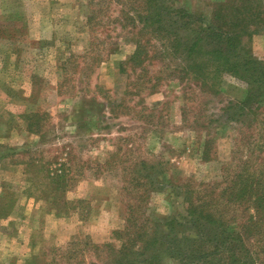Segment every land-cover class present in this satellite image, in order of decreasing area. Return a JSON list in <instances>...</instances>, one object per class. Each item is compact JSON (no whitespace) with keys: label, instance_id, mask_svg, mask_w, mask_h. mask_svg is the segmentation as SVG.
I'll use <instances>...</instances> for the list:
<instances>
[{"label":"rangeland","instance_id":"1","mask_svg":"<svg viewBox=\"0 0 264 264\" xmlns=\"http://www.w3.org/2000/svg\"><path fill=\"white\" fill-rule=\"evenodd\" d=\"M141 1L0 0V264H42L74 238L118 245L113 233L129 224L126 196L135 194L127 183L141 171L159 172L163 183L149 193L150 221L182 220L184 198L171 186L220 181L233 157L240 126L217 119L242 98V81L224 76L200 93L176 78L149 79L159 84L145 88L128 67L121 71L135 51L124 18ZM225 1L173 3L208 21ZM251 49L264 61V34ZM89 50L101 59L92 62Z\"/></svg>","mask_w":264,"mask_h":264},{"label":"trees","instance_id":"2","mask_svg":"<svg viewBox=\"0 0 264 264\" xmlns=\"http://www.w3.org/2000/svg\"><path fill=\"white\" fill-rule=\"evenodd\" d=\"M173 2L132 4L136 14L125 17L124 22L135 30V51L121 71L128 67L145 88L159 84L149 79L176 78L187 81L186 90L193 85L200 93L214 92L224 76L242 81V98L227 102L217 119L219 124L240 126L233 129L237 131L233 157L221 164L220 181L202 183L186 178L171 186L184 198L183 222L173 216L158 223L150 221L144 212L149 193L160 190L163 183L154 167H150L155 171L150 176L137 172L127 183L135 191L126 196L129 224L113 233L118 245L74 238L64 252L52 248L43 254L48 260L42 264H96L89 263L91 259H106L103 264H264V111L260 107L264 61L256 59L251 49L252 38L264 34L263 0L221 2L208 21ZM87 55L92 62L101 59L94 50ZM158 66L161 69L156 71ZM187 109L190 107L183 108V115ZM151 224L155 227L149 232Z\"/></svg>","mask_w":264,"mask_h":264}]
</instances>
